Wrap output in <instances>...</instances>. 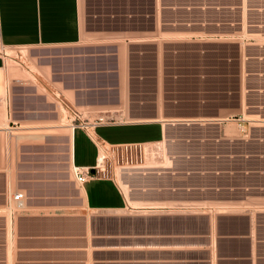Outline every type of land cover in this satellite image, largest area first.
I'll return each instance as SVG.
<instances>
[{
	"label": "crops",
	"instance_id": "0c3cea01",
	"mask_svg": "<svg viewBox=\"0 0 264 264\" xmlns=\"http://www.w3.org/2000/svg\"><path fill=\"white\" fill-rule=\"evenodd\" d=\"M163 6L202 12L179 23L201 34L264 35L247 28L241 0H0V46L32 50L25 71L9 66L14 76L6 73L0 97V264H264V223L236 214L253 211L255 187L237 183L248 174L220 167L226 158L177 147L178 155L133 159L83 184L72 171L97 167L109 147L147 153L173 144L177 125L187 128L162 115L145 76L128 79L126 93L122 64L82 44L87 31L160 36L163 24H176L163 22ZM214 9L217 18L207 16ZM57 102L118 121L71 129L65 147L64 137L50 133L66 116ZM226 213L247 219L222 222Z\"/></svg>",
	"mask_w": 264,
	"mask_h": 264
},
{
	"label": "rangeland",
	"instance_id": "374dc122",
	"mask_svg": "<svg viewBox=\"0 0 264 264\" xmlns=\"http://www.w3.org/2000/svg\"><path fill=\"white\" fill-rule=\"evenodd\" d=\"M246 8L244 5L243 20L247 24L249 20L255 22V18L264 15L262 10L247 11ZM211 11L214 12H206L207 16L217 18L218 11ZM190 13L186 12L184 6L170 10L163 6V22L172 20L176 24H163L162 34L157 37L95 36L88 31L84 34V47L95 49L101 60H118L122 64L121 76L125 79L126 93L128 79L145 76V90L156 93L162 115L166 114L168 120L176 119L177 124H187L186 129H180L177 125L172 131L173 144L165 141L161 146L151 147L147 153L129 147L115 159L106 161L109 165L107 168L111 173L114 167L118 171L120 166L143 156L178 155L174 153L177 147L187 148L194 156L226 158L220 167L248 174L239 178L237 183L255 187L251 191L253 197L248 201L253 211L236 214H248L253 220L264 223V35L201 34L206 31L179 24L186 18L200 19L203 14L200 11ZM227 15L233 16L231 13ZM247 28L264 30V27ZM31 52V49L24 47L0 46V55L6 63V68L0 71V97L5 96L6 75L14 76L8 72L9 66L25 71L31 60ZM29 66L37 71L35 65ZM132 85L136 90V84ZM56 106L59 113L64 112L59 102ZM163 116L162 119L165 118ZM53 124L57 127L50 132L51 136L64 137L63 144L68 147L66 136L72 128L66 116ZM186 138L184 142L181 141ZM104 152L105 149L102 150L101 165ZM232 214H222L220 220L239 222L243 226L247 218L233 217Z\"/></svg>",
	"mask_w": 264,
	"mask_h": 264
},
{
	"label": "built area",
	"instance_id": "2783aa9c",
	"mask_svg": "<svg viewBox=\"0 0 264 264\" xmlns=\"http://www.w3.org/2000/svg\"><path fill=\"white\" fill-rule=\"evenodd\" d=\"M242 2V7L244 5L247 6L246 10L247 11H258L261 12L264 11V0H241ZM262 6V8H261ZM243 10V8H242ZM243 18V17H242ZM264 15L255 18L254 21H250L247 24V27H264ZM263 34V33H262ZM61 106L63 107L64 112L66 113V118L69 123V127L72 128L74 131L77 128L85 129L88 130L89 128L96 127V126H101V125H109V124H114L118 120L114 116H106V115H100L97 116L96 118H90L88 116V113L77 109L76 107L70 106L68 104L61 103ZM129 149V147H124V146H113L106 148L105 155L103 158V163L101 165L100 159L98 162V166L92 169H83L80 170L78 167L73 166V173L76 176L77 181L80 184L85 183L89 179L96 178L98 174H103L106 175V173L109 171L107 170V167H109L108 163L106 161L113 160L118 155L126 150ZM14 202H16L17 208H22L24 204V194L23 193H18L13 197Z\"/></svg>",
	"mask_w": 264,
	"mask_h": 264
}]
</instances>
